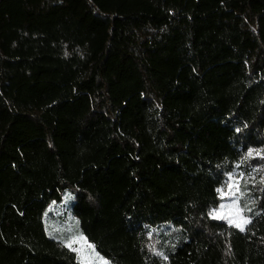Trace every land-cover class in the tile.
I'll return each instance as SVG.
<instances>
[{"label": "trees", "instance_id": "1", "mask_svg": "<svg viewBox=\"0 0 264 264\" xmlns=\"http://www.w3.org/2000/svg\"><path fill=\"white\" fill-rule=\"evenodd\" d=\"M50 218L110 264H264V0H0V264H81Z\"/></svg>", "mask_w": 264, "mask_h": 264}, {"label": "rangeland", "instance_id": "2", "mask_svg": "<svg viewBox=\"0 0 264 264\" xmlns=\"http://www.w3.org/2000/svg\"><path fill=\"white\" fill-rule=\"evenodd\" d=\"M240 181V177L234 176L224 184L219 191V196L221 198L220 205L212 213L213 218L223 220L227 224L233 225L239 230H241V227L244 229L247 224L244 223L247 219L239 204L240 196L243 194L240 190ZM57 212H54V214H60V209H58ZM236 225H240L241 227H237ZM48 226V231L51 234L61 237L64 245L76 253L81 264H110L108 260L100 255L92 245L88 244L84 240V238L79 234L75 222L68 221L66 227H63L50 218ZM48 235L50 236L49 233ZM69 244L71 246H69Z\"/></svg>", "mask_w": 264, "mask_h": 264}, {"label": "snow or ice", "instance_id": "3", "mask_svg": "<svg viewBox=\"0 0 264 264\" xmlns=\"http://www.w3.org/2000/svg\"><path fill=\"white\" fill-rule=\"evenodd\" d=\"M249 155H251V153H249ZM248 221H244V223H247ZM230 223H231V221H230ZM237 227H241L240 225H236ZM241 230H243V228L241 227ZM69 246H71L70 244H69Z\"/></svg>", "mask_w": 264, "mask_h": 264}]
</instances>
